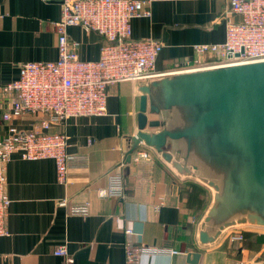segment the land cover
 I'll use <instances>...</instances> for the list:
<instances>
[{"label":"crops","instance_id":"crops-1","mask_svg":"<svg viewBox=\"0 0 264 264\" xmlns=\"http://www.w3.org/2000/svg\"><path fill=\"white\" fill-rule=\"evenodd\" d=\"M225 6L226 0H154L150 17L132 20V35L161 41L155 69L175 71L195 57V44L225 40ZM0 14V84L17 78L23 61L57 59L54 21L61 14L60 0H0ZM68 35L78 43L81 59L99 58L104 38L98 32L71 26ZM148 80L111 84L105 115L70 117L64 128H52L65 130L68 137L66 185L57 181L52 159L11 155L5 167L9 233L0 236V264H125L127 228L145 244L178 251L146 255L141 264H235L264 257V226L249 222L236 223L216 241L200 244L198 230L213 196L205 183L174 174L160 154L145 146L151 160L125 162L129 135L137 131L138 89ZM41 117L26 115L18 125L29 129ZM4 135L0 118V137ZM114 170L123 174L126 195L102 197L99 190L108 187ZM191 183L205 191L196 195ZM160 198L163 204L156 209ZM81 205H88L86 213L73 210ZM242 230L255 233V239L229 241L231 232ZM61 244L67 245L73 262L54 254ZM193 253L199 256L193 258Z\"/></svg>","mask_w":264,"mask_h":264},{"label":"built area","instance_id":"built-area-1","mask_svg":"<svg viewBox=\"0 0 264 264\" xmlns=\"http://www.w3.org/2000/svg\"><path fill=\"white\" fill-rule=\"evenodd\" d=\"M154 0H60L61 14L54 21L57 34L58 57L48 61H23L17 78L0 84V118L5 135L0 138V236L9 233L6 218L11 198L6 192L5 167L13 153L22 159H52L56 178L68 183V137L65 127L70 117L101 116L106 114L108 86L125 81L153 79L165 74L188 72L264 61V0H226L223 17L226 37L222 43L195 44V57L187 59L175 71L158 73L156 60L162 42L152 37L134 38L132 20L150 17V3ZM0 14V18H1ZM81 26L94 30L104 38L96 60L81 59L78 43L70 39L68 29ZM43 114L29 129L20 128L18 121L26 115ZM146 148L132 154V161L151 160ZM124 177L119 170L109 176V185L99 195L124 197ZM163 204L160 198L156 209ZM76 212L88 211V205L76 206ZM124 243L125 264H141L146 255L178 251L151 246L137 240L136 232ZM231 240L243 241L242 231H233ZM54 254L73 262L67 245L61 244ZM235 264H264V259L236 260Z\"/></svg>","mask_w":264,"mask_h":264},{"label":"water","instance_id":"water-1","mask_svg":"<svg viewBox=\"0 0 264 264\" xmlns=\"http://www.w3.org/2000/svg\"><path fill=\"white\" fill-rule=\"evenodd\" d=\"M138 90L137 131L125 162L145 146L179 175L202 173L213 200L200 244L236 223L264 226V61L165 74Z\"/></svg>","mask_w":264,"mask_h":264},{"label":"trees","instance_id":"trees-1","mask_svg":"<svg viewBox=\"0 0 264 264\" xmlns=\"http://www.w3.org/2000/svg\"><path fill=\"white\" fill-rule=\"evenodd\" d=\"M151 116H155V115H151ZM155 117H157V116H155ZM153 118H154V117H153ZM2 137H3V136H2ZM2 137H0V138H2ZM191 185H192V187H193L192 191H193V193H196V195H197L198 193H202V192L205 191L203 188H201L200 186H198V185L195 184V183H191ZM242 233H243V235H244V240H243V241H246V240H247V241H252V240L255 239V238H254V235H256V234L253 233V232L246 231V230H242ZM228 238H229V241H231V242H243V241H234V240H231L229 236H228ZM254 246L256 247V243L254 244ZM257 246H258V244H257ZM235 249H236V248H234V251H235Z\"/></svg>","mask_w":264,"mask_h":264},{"label":"rangeland","instance_id":"rangeland-1","mask_svg":"<svg viewBox=\"0 0 264 264\" xmlns=\"http://www.w3.org/2000/svg\"><path fill=\"white\" fill-rule=\"evenodd\" d=\"M172 171L174 172V174L176 173V175H178L177 172H176L175 170L172 169ZM199 175H202V173H199L197 176H194V177H195L196 179L200 180V179H199ZM203 176H205V175H203ZM212 200H213V196H212L211 202H212ZM247 231H249V230H247ZM261 238H262V237H261ZM260 258L264 259V257H262V256H261ZM256 260H257V259H256ZM258 260H259V259H258Z\"/></svg>","mask_w":264,"mask_h":264}]
</instances>
